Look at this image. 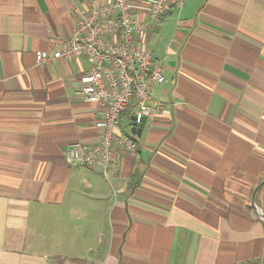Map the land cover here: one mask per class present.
<instances>
[{
  "label": "crops",
  "instance_id": "1",
  "mask_svg": "<svg viewBox=\"0 0 264 264\" xmlns=\"http://www.w3.org/2000/svg\"><path fill=\"white\" fill-rule=\"evenodd\" d=\"M89 2L0 0V264H264V0H184L142 35L163 107L136 134L121 115L137 153L106 179L64 160L99 137L89 62L35 63Z\"/></svg>",
  "mask_w": 264,
  "mask_h": 264
},
{
  "label": "built area",
  "instance_id": "2",
  "mask_svg": "<svg viewBox=\"0 0 264 264\" xmlns=\"http://www.w3.org/2000/svg\"><path fill=\"white\" fill-rule=\"evenodd\" d=\"M183 4L184 0H108L104 4L90 0L85 7H73V27L63 44L51 53H35L38 67L86 58L90 66L79 78V93L84 102L103 106L101 120L95 124L98 140L70 144L64 152L66 163L99 168L107 177L118 169L117 151L136 155L133 138L115 131L121 115L128 111L138 123L142 117H154L163 107L150 95L152 87L164 80L163 67L141 37L154 29L163 14Z\"/></svg>",
  "mask_w": 264,
  "mask_h": 264
},
{
  "label": "water",
  "instance_id": "3",
  "mask_svg": "<svg viewBox=\"0 0 264 264\" xmlns=\"http://www.w3.org/2000/svg\"><path fill=\"white\" fill-rule=\"evenodd\" d=\"M145 122H146V118H145V117H142L138 123L135 122V117H131L130 120H129V126H130V131H131V133L136 134V133H138V132H141V130H142V128H143ZM263 185H264V180L261 181V182L258 184V186L255 187V189L253 190V193H252V196H251V203H252V205H253V203H254V195H255L256 191H257L259 188H261ZM258 216L260 217V219H261V220L263 221V223H264V215H262V214H258Z\"/></svg>",
  "mask_w": 264,
  "mask_h": 264
},
{
  "label": "rangeland",
  "instance_id": "4",
  "mask_svg": "<svg viewBox=\"0 0 264 264\" xmlns=\"http://www.w3.org/2000/svg\"><path fill=\"white\" fill-rule=\"evenodd\" d=\"M104 177V176H103ZM105 179H106V177H104ZM32 244V243H31ZM45 245H47V244H45V243H42V242H35V243H33L32 245H29L28 246V248L29 249H32V248H40L41 246H45Z\"/></svg>",
  "mask_w": 264,
  "mask_h": 264
},
{
  "label": "trees",
  "instance_id": "5",
  "mask_svg": "<svg viewBox=\"0 0 264 264\" xmlns=\"http://www.w3.org/2000/svg\"><path fill=\"white\" fill-rule=\"evenodd\" d=\"M128 111H125L123 114H126ZM240 264H260L258 262H254V261H251V262H242Z\"/></svg>",
  "mask_w": 264,
  "mask_h": 264
}]
</instances>
